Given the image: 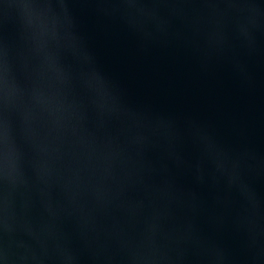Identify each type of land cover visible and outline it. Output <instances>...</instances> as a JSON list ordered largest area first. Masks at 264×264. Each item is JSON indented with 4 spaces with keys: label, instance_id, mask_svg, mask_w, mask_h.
Wrapping results in <instances>:
<instances>
[{
    "label": "water",
    "instance_id": "1",
    "mask_svg": "<svg viewBox=\"0 0 264 264\" xmlns=\"http://www.w3.org/2000/svg\"><path fill=\"white\" fill-rule=\"evenodd\" d=\"M0 264H264V0H0Z\"/></svg>",
    "mask_w": 264,
    "mask_h": 264
}]
</instances>
